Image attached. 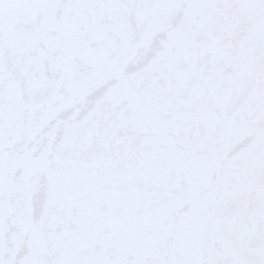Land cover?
Listing matches in <instances>:
<instances>
[{
	"label": "water",
	"instance_id": "obj_1",
	"mask_svg": "<svg viewBox=\"0 0 264 264\" xmlns=\"http://www.w3.org/2000/svg\"><path fill=\"white\" fill-rule=\"evenodd\" d=\"M0 264H264V0H0Z\"/></svg>",
	"mask_w": 264,
	"mask_h": 264
}]
</instances>
